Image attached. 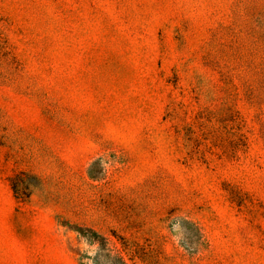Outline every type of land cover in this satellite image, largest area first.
Segmentation results:
<instances>
[{
	"label": "rangeland",
	"instance_id": "rangeland-1",
	"mask_svg": "<svg viewBox=\"0 0 264 264\" xmlns=\"http://www.w3.org/2000/svg\"><path fill=\"white\" fill-rule=\"evenodd\" d=\"M0 264H264V0H0Z\"/></svg>",
	"mask_w": 264,
	"mask_h": 264
}]
</instances>
